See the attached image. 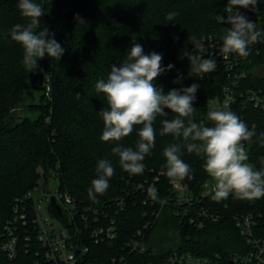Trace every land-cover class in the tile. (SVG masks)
<instances>
[{
  "label": "trees",
  "instance_id": "trees-1",
  "mask_svg": "<svg viewBox=\"0 0 264 264\" xmlns=\"http://www.w3.org/2000/svg\"><path fill=\"white\" fill-rule=\"evenodd\" d=\"M37 2L46 10L40 30L47 28L48 38L60 43L64 53L59 60L46 55L38 59L37 68L28 70L22 64L21 46L7 35L12 26L26 24L27 20L19 13L18 0H0V239L9 222L18 226L17 233L22 237L18 256L10 259L0 250V264H36L39 257L36 240L34 250L27 246L28 226L12 222L17 215L16 209L32 202V198L26 197L27 192L43 182L58 179L60 189L79 203H93L87 190L97 177L96 166L100 159H108L115 174L106 193L98 196V202L93 204L117 195L126 196L128 205L120 217L123 238L145 223L144 190L152 183L159 194L158 202L170 199L150 231L163 253L179 242L197 253L212 255L218 252L226 262L242 255L250 245L233 218L234 214L240 213L256 214L263 226V229H256V234L264 237V197L241 200L230 195L217 202L213 195L209 196L204 204L220 210L222 217L217 222H209L203 229L189 226L181 216L174 214L173 192L162 167L165 163L162 151L173 138L159 134L160 121L174 116L169 109H164L167 117H157L155 122V148L143 162V174L129 175L123 171L118 157L111 152L116 143L100 139L103 121L97 113L102 108L107 109L108 105L104 94L95 90L96 82L106 79L113 65L120 66L135 38L145 54H162L163 67L174 65L154 81L162 94L167 95L173 89L179 91L194 83L199 85L193 103L196 122L206 121L211 101H222L224 87L231 85L235 98L229 110L235 112L250 130L253 124L256 125V135L250 142H245L248 162L257 169L264 168V74L255 72L258 65H264V0H259L255 11L240 10L262 32L259 42L250 45V55L241 58L230 54L231 59H236L234 72L230 74L217 54H203L204 58L216 61L215 70L203 78L190 75V61L185 53L193 54V40L210 36L222 47L221 38L229 25L220 18H226L227 0ZM169 12L179 15L175 21L166 23ZM241 72L246 75L236 80L235 73ZM178 76L179 82H174ZM252 92L259 94L262 104L255 105L250 97ZM206 124L211 126L210 122L206 121ZM136 139L134 130L121 143L134 146ZM183 151L182 159L193 169L192 178L183 182L198 194L211 178L203 170L201 158L194 153L188 154L186 149ZM138 184H143V189H138ZM181 225L184 229L179 234L177 229ZM143 259L154 260L147 255Z\"/></svg>",
  "mask_w": 264,
  "mask_h": 264
},
{
  "label": "clouds",
  "instance_id": "clouds-1",
  "mask_svg": "<svg viewBox=\"0 0 264 264\" xmlns=\"http://www.w3.org/2000/svg\"><path fill=\"white\" fill-rule=\"evenodd\" d=\"M259 0H227L224 11L227 14L220 19L225 28L222 36L221 53L227 57L235 54L241 58L250 55V45L259 42L262 32L256 23L250 21L240 10L255 11ZM17 8L26 24H15L7 35L11 41L19 44L23 50L22 64L26 69L38 67V59L46 55L59 60L64 53L54 38H48L47 28L41 29L45 8L37 0H18ZM177 12L167 13L166 23L175 21ZM195 47L198 43L194 41ZM198 51L204 52L203 48ZM190 61V75L203 78L216 68V61L204 58V55L185 53ZM162 54H145L141 44L135 42L124 56L119 67L113 65L106 79H99L95 90L106 97L108 108H102L97 114L103 121L100 136L103 142H115L111 149L118 157L120 168L129 175H141L145 170L144 160L155 148L157 117H167L164 109L174 114L171 119H162L161 136L170 135L173 142L162 151L165 163L162 167L172 182L191 179L193 169L182 156L184 149L188 154H195L203 160V170L215 182L213 199L217 202L226 200L230 195L241 200H255L264 197V168L257 169L249 161L245 142H250L256 135V125L251 130L248 125L228 105L207 112L204 119L195 121L198 84L173 89L167 95L154 85V81L165 71L162 66ZM180 77L174 82H179ZM79 95V94H78ZM136 126H140L138 129ZM136 130L138 139L134 146H125L121 141ZM264 136V134H262ZM97 177L88 188V198L97 203L98 196H103L110 187V179L115 168L108 159H100L96 166ZM143 189V184L136 186ZM149 197L156 201L159 194L154 187L147 189ZM160 203H164L160 200Z\"/></svg>",
  "mask_w": 264,
  "mask_h": 264
},
{
  "label": "built area",
  "instance_id": "built-area-1",
  "mask_svg": "<svg viewBox=\"0 0 264 264\" xmlns=\"http://www.w3.org/2000/svg\"><path fill=\"white\" fill-rule=\"evenodd\" d=\"M194 41L198 43L196 47L194 42L191 43L193 54H217L230 74H233L236 59H231L230 55L225 57L220 51L221 46L213 41L212 36ZM199 48H203L204 52L198 51ZM237 74L239 73L234 76L236 80L246 75L241 72L237 77ZM224 91L222 101H211V110L232 105L235 96L231 85L225 86ZM250 97L255 105L262 104L259 94L252 92ZM53 181L43 182L30 189L26 197L32 198V202L17 208V215L12 221L14 224L21 222L23 227L28 226L26 241L29 249L34 250L33 242L37 241L39 246L36 253L39 257L36 264H231V261L235 264H264V237L256 234V229H263V226H260L259 217L254 213L233 215L250 249L227 262L218 252L212 255L197 253L179 242L169 252L163 253L161 245L153 240L150 231L170 199H164V203L153 201L147 189L154 187V183L144 190L146 195L143 204L147 207L143 213L146 217L145 223L132 235L123 238L120 217L128 205L125 195H117L98 204H82L71 194L61 190L59 185L53 192L50 189ZM169 183L173 192L171 201L174 202V214L181 216L189 226L203 229L209 222H217L222 217L220 210L204 204L214 190L208 181L198 194L183 181L174 183L169 180ZM183 229L182 225L179 226L177 233L181 234ZM17 232L18 226L9 222L0 239V250L10 259L16 258L19 253L22 237ZM145 255L154 260H144Z\"/></svg>",
  "mask_w": 264,
  "mask_h": 264
},
{
  "label": "rangeland",
  "instance_id": "rangeland-1",
  "mask_svg": "<svg viewBox=\"0 0 264 264\" xmlns=\"http://www.w3.org/2000/svg\"><path fill=\"white\" fill-rule=\"evenodd\" d=\"M255 72H256V74H264V65H258L255 68ZM208 182H209L210 187H214L215 182L212 179L208 180ZM59 184H60V180H58V179L54 180L50 186V189L54 192ZM43 198L45 199L44 200L45 203H47L46 198L44 196H43Z\"/></svg>",
  "mask_w": 264,
  "mask_h": 264
},
{
  "label": "water",
  "instance_id": "water-1",
  "mask_svg": "<svg viewBox=\"0 0 264 264\" xmlns=\"http://www.w3.org/2000/svg\"><path fill=\"white\" fill-rule=\"evenodd\" d=\"M52 202H53V204L55 205V198L52 199ZM56 208L59 210V212H61V209H60L59 206L56 205ZM230 263H231V264H235V263L232 262V261H231Z\"/></svg>",
  "mask_w": 264,
  "mask_h": 264
}]
</instances>
